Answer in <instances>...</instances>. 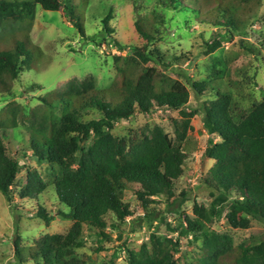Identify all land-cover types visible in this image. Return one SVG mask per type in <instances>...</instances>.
Instances as JSON below:
<instances>
[{
	"label": "trees",
	"instance_id": "16d2710c",
	"mask_svg": "<svg viewBox=\"0 0 264 264\" xmlns=\"http://www.w3.org/2000/svg\"><path fill=\"white\" fill-rule=\"evenodd\" d=\"M168 1L174 11L223 30L220 37L237 36L242 40L247 37L248 23L258 16L262 2ZM88 6L89 0H0V30L9 22L22 23L32 18L40 7L48 12L63 11L78 33L88 37L84 26ZM112 19L113 9L109 5L99 23L112 44L123 51L126 46L112 36ZM155 27L154 22L145 27L142 21H136L134 31L143 45L131 48L144 64L169 66L157 51L150 50L162 38ZM220 47V41H213L207 45L205 54L210 55ZM244 49L255 52L250 47ZM32 63V51L16 34L11 33L7 42L0 43V97L15 98L13 84L22 73L31 70ZM155 72L154 67H149L137 80L126 81L122 88L105 90L98 89L94 77L74 79L62 89L41 97L42 105L30 115L12 103L0 110V193L9 203L13 202L21 169L19 162L8 154L2 134L27 124L31 157L45 166L50 183L37 171L31 172L18 195L39 201V196L51 186L59 204L66 208L59 212L60 217L74 222L66 235H47L28 250L16 237L15 264H27V260L34 264H83L72 255L86 244L84 227L95 231L101 240H108L109 226L119 230L133 217L125 202L131 184L139 186L135 196L142 205L144 219L152 222L157 219V210L152 206L156 202L152 200L164 198L175 213L188 202L186 192L176 194L175 182L185 174L192 120L199 110L189 107L191 93L184 88L159 91L154 83ZM221 80L191 85L196 96H214L203 103V127L211 138L204 157L213 161V166L202 179L211 189L210 205L194 202L193 215L180 224L181 236H191L194 242L203 243L197 261L185 264H264V236L235 246L230 235L212 230L222 218L232 229L247 230L253 222L264 226V95L252 102L247 112L238 115L234 97L220 84ZM155 110L179 112L180 119H172L176 142L159 126L140 135L113 134L118 123ZM36 217L46 222L52 219L41 206ZM110 219L113 223H109ZM160 221L164 223L165 217ZM167 228L171 234L178 231L171 224ZM178 252V240L151 234L148 243L135 250L128 249L126 264H180L175 259ZM110 264L117 263L111 260Z\"/></svg>",
	"mask_w": 264,
	"mask_h": 264
},
{
	"label": "rangeland",
	"instance_id": "374dc122",
	"mask_svg": "<svg viewBox=\"0 0 264 264\" xmlns=\"http://www.w3.org/2000/svg\"><path fill=\"white\" fill-rule=\"evenodd\" d=\"M109 5L113 9V19L110 22V27L114 30L112 36L126 46L123 51L112 44L99 23L101 14ZM84 17L88 37L78 33L63 11L48 12L40 7L25 22H9L3 26L0 30V43L7 42L11 33L16 34L32 51L33 63L31 70L22 73L13 84L15 98L0 97V110L12 103L23 107L27 115H30L42 105L41 97L62 89L71 80L94 77L99 90L122 88L126 81L137 80L149 67L156 69L154 83L159 91L178 88L189 91V107L198 109L199 115L192 120L185 174L175 182L176 194L186 192L188 202L178 210V214L174 208L168 207L164 198L152 200L156 202L152 206L157 210V219L152 222L144 219L142 205L135 196L139 186L131 184L126 192L125 202L133 217L127 219L119 230L109 226L106 229L110 236L108 240H101L95 231L84 227L86 244L75 250L72 257L83 264H110L111 260H115L117 264H126L128 249H138L150 241L151 234H156L160 238L178 240L179 252L175 256L178 263L196 262L203 243L201 240L194 242L190 236H181L180 224L185 217L193 215L194 202L205 206H209L211 202V189L202 183L213 166V161L204 157L211 138L203 127V103L214 99V96H196L191 85L193 82L222 79L223 82H219L232 93L238 115L247 112L252 102L262 98L264 0L258 16L249 21L247 37L243 40L237 36L232 39L220 37L223 30L174 11L169 7L168 0H89ZM138 20L145 27L149 26V22H154L162 38L153 43L150 50L157 51L165 65L169 66L152 62L144 64L136 56L131 47L143 45L134 31V23ZM93 36L95 38L90 39ZM216 40L221 42V47L206 55L207 45ZM244 46L255 52L247 51ZM34 86L40 88L34 89ZM172 119H180L179 112L155 110L149 114H138L128 121L118 123L113 134L120 137L135 133L140 135L159 126L176 142ZM2 135L8 154L21 167L13 202L9 203L0 193V264H15L16 237H20L22 247L28 250L47 235H66L74 222L60 217L59 212L66 211V208L59 204L51 186L39 196V201L20 198L18 191L27 185L29 173L37 171L46 183L49 184L50 181L45 174V166L38 165L31 157L27 124L6 130ZM39 206L52 217L50 221L36 217ZM227 210L225 207L224 212ZM161 217H165L164 223L160 221ZM109 223H113V220L110 219ZM167 224L178 231L169 233ZM212 230L230 235L235 246L264 236V226L258 222H253L250 229L240 230L229 227L224 218L216 221ZM26 263L34 264L31 260Z\"/></svg>",
	"mask_w": 264,
	"mask_h": 264
},
{
	"label": "built area",
	"instance_id": "2783aa9c",
	"mask_svg": "<svg viewBox=\"0 0 264 264\" xmlns=\"http://www.w3.org/2000/svg\"><path fill=\"white\" fill-rule=\"evenodd\" d=\"M191 237V236H190ZM192 238V237H191Z\"/></svg>",
	"mask_w": 264,
	"mask_h": 264
}]
</instances>
